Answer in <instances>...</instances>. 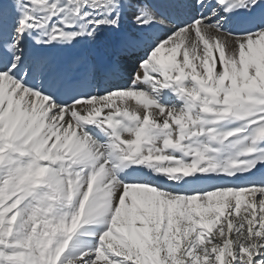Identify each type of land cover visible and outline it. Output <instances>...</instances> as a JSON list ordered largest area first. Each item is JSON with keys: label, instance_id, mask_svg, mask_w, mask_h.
Returning a JSON list of instances; mask_svg holds the SVG:
<instances>
[{"label": "snow or ice", "instance_id": "snow-or-ice-1", "mask_svg": "<svg viewBox=\"0 0 264 264\" xmlns=\"http://www.w3.org/2000/svg\"><path fill=\"white\" fill-rule=\"evenodd\" d=\"M0 264H264V0H0Z\"/></svg>", "mask_w": 264, "mask_h": 264}]
</instances>
